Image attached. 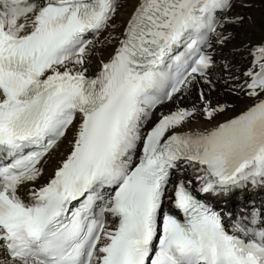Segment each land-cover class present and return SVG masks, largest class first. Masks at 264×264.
Masks as SVG:
<instances>
[{
  "label": "snow or ice",
  "instance_id": "snow-or-ice-1",
  "mask_svg": "<svg viewBox=\"0 0 264 264\" xmlns=\"http://www.w3.org/2000/svg\"><path fill=\"white\" fill-rule=\"evenodd\" d=\"M234 6L131 0L115 35L119 0H0V264H264V211L207 202L264 185V40L189 128L234 110L201 87Z\"/></svg>",
  "mask_w": 264,
  "mask_h": 264
},
{
  "label": "bare ground",
  "instance_id": "bare-ground-1",
  "mask_svg": "<svg viewBox=\"0 0 264 264\" xmlns=\"http://www.w3.org/2000/svg\"><path fill=\"white\" fill-rule=\"evenodd\" d=\"M119 3L121 7L116 17L117 31L114 33L115 35L119 34V31L127 21L131 10V0H119ZM233 3L235 6L228 15H241L244 16L245 19L242 24H234L228 27L226 35L230 34L229 42L225 46L216 49L217 66L212 69L211 74V78L215 83V89L209 91V86L201 85V87H203L205 92L209 94V98L214 103L217 101L221 103H231L234 110L220 115L218 120L213 123L196 120L189 126L191 130H204L205 128H211L216 123L223 122L224 120L238 114L245 107L243 102L229 95L226 91V86L222 82V77L226 75V73L223 72L220 65L227 60L235 66V69H242L246 66L244 60L245 46L249 43H257L264 40V0H234ZM245 3L248 5L247 7L241 6ZM110 51L111 48H107L104 51L105 58ZM192 99H195V93H193ZM185 103L187 104L188 101H185ZM164 110L167 111V108ZM67 147L66 143L61 145L59 152H66ZM58 158L59 156H57V159ZM51 167L52 165L49 166L46 175L51 171ZM233 197L227 202L230 203V201L233 200ZM210 198H213V195H210ZM234 198L236 203H238V206L242 208L247 209L250 202H253L256 206L260 207V205L264 204V188L255 187L244 193L236 194V197ZM239 210H241V208H239Z\"/></svg>",
  "mask_w": 264,
  "mask_h": 264
},
{
  "label": "rangeland",
  "instance_id": "rangeland-1",
  "mask_svg": "<svg viewBox=\"0 0 264 264\" xmlns=\"http://www.w3.org/2000/svg\"><path fill=\"white\" fill-rule=\"evenodd\" d=\"M195 130V129H194Z\"/></svg>",
  "mask_w": 264,
  "mask_h": 264
}]
</instances>
